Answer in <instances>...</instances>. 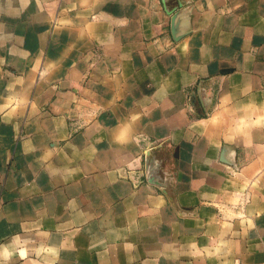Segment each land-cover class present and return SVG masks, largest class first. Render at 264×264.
<instances>
[{"label":"crops","instance_id":"crops-1","mask_svg":"<svg viewBox=\"0 0 264 264\" xmlns=\"http://www.w3.org/2000/svg\"><path fill=\"white\" fill-rule=\"evenodd\" d=\"M0 264H264V0H0Z\"/></svg>","mask_w":264,"mask_h":264},{"label":"built area","instance_id":"built-area-1","mask_svg":"<svg viewBox=\"0 0 264 264\" xmlns=\"http://www.w3.org/2000/svg\"><path fill=\"white\" fill-rule=\"evenodd\" d=\"M162 144V141H152L151 149H159Z\"/></svg>","mask_w":264,"mask_h":264}]
</instances>
